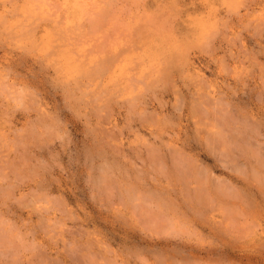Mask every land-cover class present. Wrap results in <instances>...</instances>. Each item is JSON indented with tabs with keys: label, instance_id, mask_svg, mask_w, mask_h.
<instances>
[{
	"label": "clouds",
	"instance_id": "1",
	"mask_svg": "<svg viewBox=\"0 0 264 264\" xmlns=\"http://www.w3.org/2000/svg\"><path fill=\"white\" fill-rule=\"evenodd\" d=\"M112 32L129 66L101 75L81 48ZM124 131L146 160L112 149ZM177 139L264 174V0H0V264H113L99 225L160 169L179 182Z\"/></svg>",
	"mask_w": 264,
	"mask_h": 264
},
{
	"label": "rangeland",
	"instance_id": "2",
	"mask_svg": "<svg viewBox=\"0 0 264 264\" xmlns=\"http://www.w3.org/2000/svg\"><path fill=\"white\" fill-rule=\"evenodd\" d=\"M36 34L41 41L49 40L45 32ZM110 37V41L81 48L82 54L91 53V59L104 57L96 68L101 75L113 65L119 73L129 66L128 54L122 59L107 55L123 44L115 32ZM110 135L115 152L147 159V151L140 152L138 145L129 148L134 133ZM172 156L182 165L177 170L179 182L177 172L160 169L148 182L138 212L114 214L108 223L99 225L105 233L101 236L105 254L113 264H128L129 257L135 264H264V218L246 211L254 198L247 186L254 180L264 191V174L257 170L253 176L255 162L241 153L232 156L214 149L210 155L186 156L179 139Z\"/></svg>",
	"mask_w": 264,
	"mask_h": 264
},
{
	"label": "bare ground",
	"instance_id": "3",
	"mask_svg": "<svg viewBox=\"0 0 264 264\" xmlns=\"http://www.w3.org/2000/svg\"><path fill=\"white\" fill-rule=\"evenodd\" d=\"M103 66H104V65H103ZM104 67H106V66H104ZM104 67H103V68H104ZM100 68H101V67H100ZM103 70H104V69H103ZM103 70H102V71H103ZM99 71H100V69H99Z\"/></svg>",
	"mask_w": 264,
	"mask_h": 264
}]
</instances>
